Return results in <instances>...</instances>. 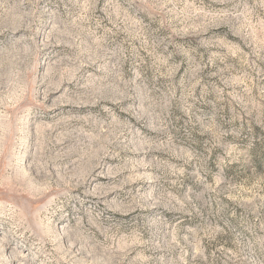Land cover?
<instances>
[{"label": "rangeland", "instance_id": "374dc122", "mask_svg": "<svg viewBox=\"0 0 264 264\" xmlns=\"http://www.w3.org/2000/svg\"><path fill=\"white\" fill-rule=\"evenodd\" d=\"M0 264H264V0H0Z\"/></svg>", "mask_w": 264, "mask_h": 264}]
</instances>
